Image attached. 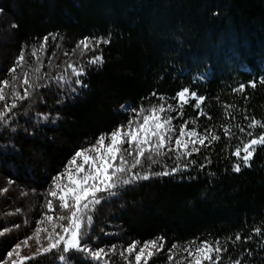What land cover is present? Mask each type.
<instances>
[{
  "label": "trees",
  "instance_id": "1",
  "mask_svg": "<svg viewBox=\"0 0 264 264\" xmlns=\"http://www.w3.org/2000/svg\"><path fill=\"white\" fill-rule=\"evenodd\" d=\"M7 28L13 44L0 57V85L9 81L6 104L16 107L0 108L7 113L0 120V178L40 196L41 207L0 219V264L26 237L21 223L39 220L49 200L51 213L69 216L72 208H60L50 190L75 152L161 104L176 110L178 127L187 122L186 131L207 137L204 145L196 143L191 156H181L183 148L145 154L135 168L133 154L125 156L127 175L116 176L117 187L98 194L100 203L84 213L89 247L104 248L109 264H135L127 247L156 240L147 264H193L189 252L220 241V264H264V147L257 146L251 166L234 155L262 132L247 125L264 121V0H0V30ZM82 40L91 41L88 49ZM101 55L102 63H90ZM184 88L205 97L199 109L195 99L179 103ZM26 264L103 262L53 250Z\"/></svg>",
  "mask_w": 264,
  "mask_h": 264
},
{
  "label": "snow or ice",
  "instance_id": "2",
  "mask_svg": "<svg viewBox=\"0 0 264 264\" xmlns=\"http://www.w3.org/2000/svg\"><path fill=\"white\" fill-rule=\"evenodd\" d=\"M48 37H44V41L46 42ZM103 43H109V39H104L102 41ZM101 43L100 40L96 41V47L99 46ZM81 45H83L84 49H88L90 47L91 41H85L82 40L80 42ZM36 53L33 52V56H35ZM25 61V53L23 51L19 54V59L17 61V64H21V62ZM103 57L101 56H94L90 63L97 64L102 63ZM38 70V69H37ZM73 72H75L76 76L79 77L82 73L79 71H76L75 68H73ZM11 73L13 74V78L15 79V73L16 68L11 69ZM77 83H80L79 80L76 81ZM4 85H8L9 81L4 80L2 82ZM29 81L27 79H24V84L27 85ZM251 87L255 88L256 83L253 82ZM244 89V85H241L240 91ZM188 88H184L182 91H179L176 95L180 102V104H187L188 103ZM17 96H20V93H16ZM25 95H27V91H25ZM155 95V93H153ZM6 97L3 91V88H0V101H5ZM163 99V97H161ZM191 99H195L197 102L195 104L196 108H200L201 104L204 102L205 97L203 96H197L196 92H191ZM16 104L13 103L11 108L5 104V108H7V111H11L12 108H15ZM167 108L169 110H174L173 106L171 104L167 105ZM141 111H144L141 109ZM165 111V107L163 104L157 108L156 106H153L151 109L148 110V114L144 115L143 117V123L139 125L138 128L135 130L131 129V125H129V131L122 132L121 130H113L110 134V143L106 146L105 145V136L101 135L98 140L95 142V144L92 146L91 149H83L81 151L75 152V155L72 157V159L69 162L68 168L64 170L60 175H57L53 180L52 190H50V196L53 198L58 197L59 199V207L65 210H68L73 208L74 210L71 211L69 216H59L58 219L60 221L67 220L68 224L65 226L61 224L60 231H55V227L53 228V232L48 234V244L46 247L43 245H39L38 250L36 253H34L31 256H20V249H21V242H16L14 247L11 250H8L6 252V256L8 258L13 257L15 254L17 257H19V260H13L12 264H26L27 261L30 260H36L38 256L45 255L48 253H51L53 250H61L63 253H69L71 251L81 252L85 253V255L95 261H102L103 264H109L106 257L108 256V253L105 251L104 248H97L93 249L89 247L87 238H86V232L84 231V213L89 209L90 205H96L100 203V198L98 197V193L101 192H110L111 189H114L117 187V181L114 180V177H116L117 173H124L127 170L128 164L125 160L123 155L119 156V165L114 166V162L117 160V154L120 153V145L125 142V139H127L130 143H134L139 150V156L143 157L145 155V146H149L150 141L153 137H155V147L152 149L157 155L160 154V149L165 145L166 135L167 133L171 132L172 126H171V117L161 119V116L159 113H163ZM6 112L3 110H0V120H3L6 116ZM183 115V113H180ZM200 115H205L204 111L201 110ZM210 118V117H209ZM193 124H195V121H193ZM260 125L262 132L261 134L249 139L245 144H243V154L241 152V147H236V150L234 152V155L236 157H239L242 159L244 165L251 166L249 161L252 159L254 153L257 150V146L264 147V121L256 120L255 118H252L251 122L247 125L248 129L254 128L255 126ZM187 126V122L181 124L179 126V137L175 140L176 149L179 150L181 147L185 150L180 155H187L191 156L194 152H199V148L192 147L191 151L188 150L189 143L195 145L196 143H199L200 145H204L205 139L207 137H201L196 130L191 131H185V128ZM237 128L240 132H245L246 129L244 127H240L237 125ZM205 131H211V129H206ZM224 133L229 132L228 127L223 128ZM249 136L252 135L251 132L247 133ZM187 136L189 138H192L190 140H185L184 137ZM169 140H171V137H168ZM213 140H219V136H213ZM171 151V149H169ZM88 151H94L96 153L95 157L89 156L87 154ZM83 163L77 164V159H81ZM149 159H151V156H149ZM177 159H180V156H177ZM140 160L136 159L132 164L131 167L135 168L138 164H140ZM195 163V161H192ZM155 163V161H153ZM84 165H89V168L87 171H85ZM75 168V174L69 169ZM184 167H187L185 165ZM110 169L112 170L110 172ZM179 166L174 167L172 169V172L168 171H161L156 172L155 175L157 176H167L172 173H175L179 171ZM235 172L241 171V165L237 163L234 166ZM79 173H84L83 177H79ZM63 176H67L69 185L62 186L61 184V178ZM137 179H148V175H144L143 177H136ZM123 183L128 184L131 183V179H126L123 181ZM113 195L115 193H112ZM69 200L73 201V205L69 204ZM47 209L52 210L53 209V202L52 200H49L47 203ZM46 219L51 221L53 217L51 215L45 214ZM92 220L91 216L87 217V223L90 224ZM43 222V221H41ZM16 227H19V225H16ZM3 229H0V233H3ZM39 230L37 229V232ZM47 231V230H45ZM255 232L257 234L261 233V228L257 227L255 229ZM30 238V237H29ZM29 238H25L23 241V244L27 245V241ZM245 239H251V237H247ZM241 236L237 234L235 236V241H240ZM138 242H133L129 247H127L126 251L127 253L131 254L133 253L137 248ZM220 241H216V247H212L211 244L207 241L203 243V245L196 249L195 254L192 252H189V256H193V264H220V254L225 250L219 247ZM61 245H63V248L61 249ZM157 242L156 240H152L149 242H144L143 246L139 248V251L136 252L134 261L135 264H141V260L143 258L144 264H147L148 259H151L154 255L152 251H150V248H156ZM175 245H173V249H175ZM162 248V245H161ZM112 251H115V248L112 249ZM215 252L216 258L213 259L212 253ZM250 254V253H249ZM123 255V253H121ZM62 261H67L68 257L66 255H61L59 257ZM169 259L171 260L172 257L170 256ZM235 264H240V261L237 260Z\"/></svg>",
  "mask_w": 264,
  "mask_h": 264
},
{
  "label": "rangeland",
  "instance_id": "3",
  "mask_svg": "<svg viewBox=\"0 0 264 264\" xmlns=\"http://www.w3.org/2000/svg\"><path fill=\"white\" fill-rule=\"evenodd\" d=\"M13 44L12 41V37L11 34L8 31V28L5 29V31L0 30V57L2 56L3 53H11V47L10 45ZM4 84L1 86L0 88H3L4 90ZM188 101L191 99V93L189 92L188 94ZM179 101V100H178ZM180 103V102H179ZM6 104V99L5 101H0V108L2 106H5ZM165 107V111L163 113H159V115L161 116V119H165L168 117H171V126H172V131L167 133L166 135V140H165V145L160 149V153L162 150H164L165 148L168 149H176V145H175V140L179 137V127L178 124L175 121V118H173L174 113L176 112V110H169L167 108L166 104H163ZM183 105V104H182ZM152 107H150L149 109H151ZM159 108V106L157 107ZM145 110L144 112L137 114L133 120L131 122H129L128 124L122 126L119 128V130H121L122 132H127L129 131V125H131V129L135 130L136 128L139 127L140 124L143 123V117L144 115L148 114V110ZM118 130V129H117ZM186 131V130H185ZM187 132V131H186ZM171 137V140L168 139V137ZM185 140H190L192 138H189L187 136L184 137ZM110 143V135L105 137V145L107 146ZM93 146V145H92ZM92 146L86 147L85 149H91ZM194 145L189 143V148L188 149H192ZM155 147V137L152 138V140L150 141L149 146H145V154H155L154 151H152V149ZM183 148V147H181ZM120 153L117 154V160L114 162V166H118L119 165V156L123 155L125 160L127 161L125 156H130L133 154V158L134 160L136 159H140L141 157L139 156V150L137 149L136 145L134 143H130L127 139H125V142L122 143L120 145ZM130 150H133L132 152H129ZM87 154L89 156H93L95 157L96 153L94 151H88ZM133 158H131V160H133ZM82 158L81 159H77V164H82ZM68 168V167H67ZM85 171L88 170L89 165H84ZM128 169V167H127ZM69 171L73 172L75 174V168H71L69 169ZM112 170L110 169V172ZM121 174L123 175V177H125L127 175L126 171L124 173H117L116 176H121ZM84 175V173H79V177L82 178ZM116 177H114L115 180ZM61 184L62 186H67L69 185V181L67 176H63L61 178ZM104 192L98 193V194H102ZM108 193V192H106ZM97 194V195H98ZM53 198V197H52ZM55 199H58V197H56ZM59 200V199H58ZM40 196L34 194L33 192L27 191L25 189H17L16 187H13L12 184L10 182H7L5 180H2L0 178V219L3 217L7 216H17L20 212L25 213V215L28 216H32L34 214L35 209H38V207L36 205H40ZM48 203V202H47ZM69 204L73 205V201L69 200ZM41 207V205H40ZM74 210L73 208L71 209V211ZM43 211V210H42ZM41 211V212H42ZM39 213V220H34L32 219L27 220L28 222L27 225H25V221L21 223V228L24 230L25 228V233H23V235L25 234V238H29L27 241V245L23 244V241L25 240L22 239L21 241V249H20V256H31L34 253L37 252L39 245H43L44 247L47 246L48 244V234L53 232V228L55 227V231L59 232L60 229V225H67L68 221L64 220V221H60L58 219L59 216H57V214H53L51 213L52 211L46 209L45 211H43L42 213ZM47 213V215H51L53 217V219L51 221L46 219L45 214ZM70 215V213H69ZM43 221V222H41ZM25 225V226H24ZM37 229L39 230L37 232ZM47 230V231H45ZM142 246H139L136 248V250L131 253L135 254L136 252L139 251V248ZM221 247V246H219ZM158 249V244L156 248H150L149 250L152 251L153 253H155ZM13 260H19V257H17L15 254L13 255V257L11 258H6L1 264H12ZM141 263H144V260L142 258Z\"/></svg>",
  "mask_w": 264,
  "mask_h": 264
}]
</instances>
